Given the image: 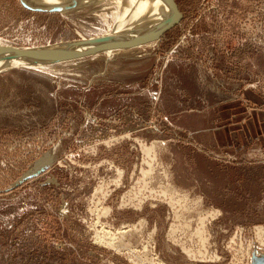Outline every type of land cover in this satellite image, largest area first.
Instances as JSON below:
<instances>
[{
	"label": "rangeland",
	"instance_id": "1",
	"mask_svg": "<svg viewBox=\"0 0 264 264\" xmlns=\"http://www.w3.org/2000/svg\"><path fill=\"white\" fill-rule=\"evenodd\" d=\"M114 1L0 0V46L107 36ZM176 2L154 43L0 73V264H264V0Z\"/></svg>",
	"mask_w": 264,
	"mask_h": 264
},
{
	"label": "bare ground",
	"instance_id": "2",
	"mask_svg": "<svg viewBox=\"0 0 264 264\" xmlns=\"http://www.w3.org/2000/svg\"><path fill=\"white\" fill-rule=\"evenodd\" d=\"M26 1L32 5H40L43 7H51L54 5H58L60 6L61 10H63L62 12H68L75 9H78L76 11H79L80 5L83 2H87L89 6H93L97 3L114 1V0H75V7L67 8V9H65L66 8L65 6H69L73 0H61L60 3H57L58 1L55 2V0H35L36 2L35 1L31 2V0H26ZM114 3L118 7L117 9L120 11V12L117 11V15L115 17L116 28L114 32L96 40L95 39L83 40L85 41L84 43H78L77 45H74L75 42H68L59 45L56 44L53 45V47L62 45L65 47H69V49H75L77 51H85L91 47L99 45L100 42L102 41L105 42L118 41V40L128 41L131 39L133 40L137 38L140 39L143 36L150 37V35L155 33L162 25H164L170 20L173 13L170 4L167 0H115ZM97 40H101V41L95 42ZM154 42L155 41L151 43ZM140 46H136V47H140ZM121 49H126V48L124 47L120 48V46L116 48H107L101 51L100 53L105 54L107 57H109L111 55L117 54ZM13 52L14 51H12V53ZM12 53H8V54L12 55ZM100 53L98 52V54ZM31 61L32 60L29 57H20V56H17L16 58L0 57V72L15 66L40 67V66H31Z\"/></svg>",
	"mask_w": 264,
	"mask_h": 264
},
{
	"label": "water",
	"instance_id": "3",
	"mask_svg": "<svg viewBox=\"0 0 264 264\" xmlns=\"http://www.w3.org/2000/svg\"><path fill=\"white\" fill-rule=\"evenodd\" d=\"M21 3L23 4L24 7L33 10V11H46V12H62L60 6L54 5L51 7H43L40 5H32L28 3L26 0H20ZM170 4V7L172 9V16L170 20L162 25L155 33L150 35V37L143 36L140 39H131L128 41H110V42H105L102 41L100 42L99 45H96L94 47H91L85 51H77L75 49H69V47L65 46H47V47H37L33 49H25V48H20V47H7V46H0V57L2 58H16L17 56L20 57H29L31 58V66H40V67H26V66H15L11 67L7 70L14 69V68H29V69H36V68H41L49 65H55L67 61H72L88 56H93L97 55L98 52L100 53L101 51L107 49V48H116L120 46V48H132L140 45L147 44L149 42L157 41L160 39V37L170 28L178 24L182 18V12L180 11L178 4L176 0H167ZM67 8H72L75 7V0H73L69 6H65ZM96 37V36H94ZM99 39V38H97ZM80 39H77L74 43V45H77L78 43H84L85 41H79ZM96 40V39H95ZM133 40V41H132ZM101 40H97L95 42H98ZM74 48V47H73ZM9 49L14 51L12 55L8 54L6 55V50ZM5 50V51H4ZM97 53V54H96ZM42 65V66H41ZM5 70V71H7ZM4 72V71H3ZM1 73V72H0ZM24 178V177H23ZM20 179L19 181H21Z\"/></svg>",
	"mask_w": 264,
	"mask_h": 264
},
{
	"label": "built area",
	"instance_id": "4",
	"mask_svg": "<svg viewBox=\"0 0 264 264\" xmlns=\"http://www.w3.org/2000/svg\"><path fill=\"white\" fill-rule=\"evenodd\" d=\"M261 253V252H260ZM262 254V253H261ZM249 256V255H248Z\"/></svg>",
	"mask_w": 264,
	"mask_h": 264
}]
</instances>
